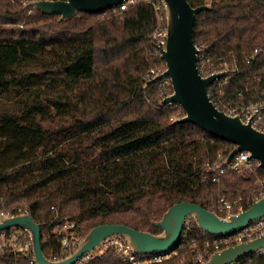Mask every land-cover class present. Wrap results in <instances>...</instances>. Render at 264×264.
<instances>
[{
  "label": "trees",
  "instance_id": "1",
  "mask_svg": "<svg viewBox=\"0 0 264 264\" xmlns=\"http://www.w3.org/2000/svg\"><path fill=\"white\" fill-rule=\"evenodd\" d=\"M27 1L0 0V116L48 107L50 124L9 122L38 135L41 144L35 158L0 172V208L26 207L41 223L47 258L63 256L59 235H42L55 212L75 222L77 243L101 223L157 233L151 221L182 200L213 211L214 192L223 183L222 193L241 195L244 209L264 189V168L256 162L213 182L214 171L204 164L220 163L219 153L227 155L233 144L193 123H174L181 116H171L175 107L183 108L158 105L172 92L170 84L154 99L161 81L143 88L157 64L165 67L152 39L153 3L159 0H136L122 11H80L69 20L24 8ZM188 2L210 5L195 17L193 41L229 63L236 57L232 65L239 71L223 88L234 93L264 64V0ZM99 14L103 17L96 19ZM48 201L56 210L44 214ZM175 263L173 257L162 264ZM83 264L122 263L107 251ZM235 264H264V254H245Z\"/></svg>",
  "mask_w": 264,
  "mask_h": 264
},
{
  "label": "water",
  "instance_id": "2",
  "mask_svg": "<svg viewBox=\"0 0 264 264\" xmlns=\"http://www.w3.org/2000/svg\"><path fill=\"white\" fill-rule=\"evenodd\" d=\"M123 0H29L24 8H33L44 14H56L60 20H69L80 11L101 12ZM166 11V42L159 47L165 69L149 78L143 88L154 81L169 77L172 92L163 97L158 105L178 104L183 114L174 120L190 122L201 129L227 140L233 144L224 165L241 151L248 153V160H256L264 168V132L242 122L239 115H229L218 109L207 94V87L215 78L226 71L207 77L198 73L196 67L197 49L193 41V25L196 15L210 8L208 4L192 6L188 0H162ZM264 216V197L253 200L251 204L237 213L225 217L218 216L200 203L178 201L171 204L158 220L151 221L160 231L152 233L136 229L124 223H101L93 226L77 242V247L68 256L48 259L41 248V223L33 220L27 213L12 216L0 215V230L15 226L23 228L31 242L33 259L37 264H73L86 253H92L106 238L122 236L137 253L166 252L177 243L184 221L191 217L199 229L210 234H230L253 219ZM264 247V232L252 240L229 246L211 254L204 264H229L248 253Z\"/></svg>",
  "mask_w": 264,
  "mask_h": 264
},
{
  "label": "built area",
  "instance_id": "3",
  "mask_svg": "<svg viewBox=\"0 0 264 264\" xmlns=\"http://www.w3.org/2000/svg\"><path fill=\"white\" fill-rule=\"evenodd\" d=\"M135 1L136 0H123L118 5L113 6V8L115 7L113 10L118 9V11H122L126 9L127 5ZM153 8L157 19V27L152 34V39L156 43L158 53L160 54L158 48L164 47L166 42V11L162 0L155 1L153 3ZM195 46L197 49L196 67L201 76L207 77L218 72L226 71L224 75L215 78L207 87V94L214 105L229 115H239L242 122H248L255 129L264 132V64L253 73L251 81L244 87L234 93L225 94L223 90L224 86L228 83L230 77L237 74L239 71L238 68L232 65V63L235 64L236 57H232L230 60L231 63H229L225 57L210 55L205 51L203 44H195ZM255 52H257V49H254L253 53ZM151 72L153 74L151 77H153L160 74L162 69H153ZM158 80L161 81L158 84L160 94H165V86L168 84L171 85L170 79L169 77H162ZM159 85L161 87H159ZM227 155L219 153L218 158L220 163L211 164L206 162L204 164L206 168L214 171L211 177L213 182L219 183L221 175L226 172L233 171L241 173L243 170L251 169L255 162L258 164L256 160L247 159L248 153L246 151H241L234 155L231 160L224 165L223 163ZM261 197H264V189L260 190L254 196L253 200ZM212 207L213 212L218 216L225 217L232 213L242 211L244 209V201L239 194L233 199L221 196ZM54 208V205H51V210ZM23 213L28 214L26 207L23 206L0 208V215L3 216ZM58 216V213H56L55 216L49 219L50 224L47 222L46 224L48 225L44 227L42 232L43 236L48 237L50 233H55L60 237V254L63 256L51 260H59L68 256L71 253L70 250L74 246L77 247L76 241L79 237L78 232L73 229L75 222L70 220L66 215L63 216L61 214L60 217ZM190 219L192 218L187 217L185 219L177 243L166 252L137 253L129 246L122 236H111L97 246L92 253L84 254L75 260L73 264H83L84 261L105 254L107 251L115 252L122 264H162L172 260L173 257L176 259L175 264H204L212 253L229 246L252 240L264 232V216L253 219L230 234L223 235L207 233L199 229L195 221L196 230L192 231L193 226L190 223ZM57 224L60 231L53 230L54 226ZM254 253L258 255L264 254V247L258 249ZM7 254L13 255L11 261L5 263L0 260V264H37L32 256L30 238L23 228L12 226L0 230V257ZM236 261L229 264H235Z\"/></svg>",
  "mask_w": 264,
  "mask_h": 264
},
{
  "label": "rangeland",
  "instance_id": "4",
  "mask_svg": "<svg viewBox=\"0 0 264 264\" xmlns=\"http://www.w3.org/2000/svg\"><path fill=\"white\" fill-rule=\"evenodd\" d=\"M23 4H25V2H23ZM29 13L30 12H28L27 14ZM102 17L103 14H99L98 16H96V19H101ZM156 69L160 70L163 69V67L159 63L156 65ZM159 87L161 86L159 85ZM159 94L160 91L159 93H155L152 96L153 99L158 97ZM49 111L51 110L48 107L30 108L26 110L21 116H14L10 114H3L2 116H0V172L35 158L41 144V138L38 135L25 130H17L16 128L11 126L9 122L18 124L22 127H35L38 124L48 126L50 124V121L48 120V118H46V116ZM177 114L182 115L183 112L175 107V111L171 116L174 117ZM222 190L225 191L224 183L219 185L218 190L214 192L215 197L212 198V202L221 196L230 198L229 195L222 193ZM234 197L230 199H233ZM216 202L214 204H216ZM51 205L54 204L49 201L45 204V206L43 207L44 214H48L49 210H51ZM211 206H213V204ZM53 210H56V207ZM56 213H58V217H60L61 214L63 216L66 215L59 211L55 212L54 216ZM53 230L60 231L58 228V224L54 226Z\"/></svg>",
  "mask_w": 264,
  "mask_h": 264
}]
</instances>
